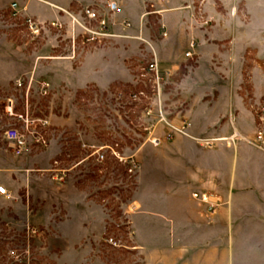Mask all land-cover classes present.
I'll use <instances>...</instances> for the list:
<instances>
[{
	"label": "rangeland",
	"instance_id": "1",
	"mask_svg": "<svg viewBox=\"0 0 264 264\" xmlns=\"http://www.w3.org/2000/svg\"><path fill=\"white\" fill-rule=\"evenodd\" d=\"M64 1L0 0V185L9 192V197L0 196V264H140L130 249V222L139 209L127 208L137 190L139 167L141 188L146 189L150 172L166 164L150 140H163L164 147L165 140L180 136L167 139L169 128L159 121L152 100L147 66L155 57V42L166 32L165 40L171 38L169 24H183L184 31L175 33L190 35L188 43L194 42V49L175 47L190 50L192 58L171 61L164 55L159 60L170 73L161 99L167 122L190 123V103L210 109L216 89L236 87L244 108L231 92L222 115L230 125L228 135L196 142L230 150L238 141L251 144H238L239 168L247 161L264 169V0H249L254 12L244 0H68L67 13L49 4ZM110 2L118 6L115 13L107 11ZM86 6L105 19L107 36L87 39L90 34L70 18L95 30L97 24L82 14ZM26 16L36 23L32 31ZM236 35L241 38L233 43ZM223 54L228 57L221 58ZM19 77L22 88L14 83ZM43 82L49 84L45 96L39 91ZM139 91L143 95L132 101L130 94ZM26 92L33 116L49 124L39 129L43 146H29L16 156L2 137L15 122L5 106L13 100L15 111L21 110ZM147 105L152 114L145 117ZM242 121L252 127L249 139L232 129ZM82 142L113 147L119 158L105 153L102 163L86 159L90 150H82ZM242 176L246 182L239 188L251 189L252 175ZM234 208V258H243L240 264H264V206L261 213L254 206ZM239 229L249 247L242 255L237 253Z\"/></svg>",
	"mask_w": 264,
	"mask_h": 264
},
{
	"label": "crops",
	"instance_id": "2",
	"mask_svg": "<svg viewBox=\"0 0 264 264\" xmlns=\"http://www.w3.org/2000/svg\"><path fill=\"white\" fill-rule=\"evenodd\" d=\"M244 1L250 8L249 10L253 11L252 2ZM49 4L57 10H64L68 0H65L63 5ZM2 7L4 4L1 3L0 9ZM29 12L36 16L40 13L31 10ZM45 15L52 16L50 13ZM39 16L42 17V15ZM164 26L166 28L167 24ZM169 26L171 38L165 40L169 36L166 32L164 39L155 42V49H153L157 61L162 56L165 57L164 55H167L165 60L171 61L185 58V52H181V48L188 49L191 43H188L190 35L187 36L183 32L175 33L178 29L184 31L183 24H169ZM240 38L241 35H236L233 43ZM178 44L181 48L177 51L175 47ZM198 51L199 57L204 60V52ZM225 57L227 58L228 54L221 55V58ZM233 59L237 58L234 56ZM231 92L234 94L236 104L244 108L236 87H220L215 90L217 96L212 101L210 109L190 103V109L187 110L190 118L187 128L188 135L165 140L168 144L164 142V147L160 146L163 140H159L158 145L154 147L150 146L155 153L162 154V160L166 164L150 172L146 189L141 188L140 164L136 177L137 190L133 200L139 210L132 216L130 222L133 239L130 249L140 256V264L242 263L243 258L238 256L234 258L232 225L235 220L232 214L236 211L234 207L243 205L257 207L261 213L264 206V175L262 177L264 169L249 165L247 161L239 168L238 144L242 142L235 143L232 150L225 145L207 148L196 142L204 136L228 135L230 125L222 115L231 103ZM248 122H240L239 128L232 125L234 133L243 139H249L252 135V127ZM195 148L202 149L203 152L194 153ZM249 148V151L244 153L245 160L251 153L252 148ZM243 174L252 175L249 179L253 185L251 189L239 188L242 183L246 182ZM195 191L220 199L221 204L215 213L208 214L204 206L192 198L191 194ZM244 232L243 229L237 231V237L242 238L237 243L238 255L244 254L249 248L245 245ZM235 259H237L236 263Z\"/></svg>",
	"mask_w": 264,
	"mask_h": 264
},
{
	"label": "built area",
	"instance_id": "3",
	"mask_svg": "<svg viewBox=\"0 0 264 264\" xmlns=\"http://www.w3.org/2000/svg\"><path fill=\"white\" fill-rule=\"evenodd\" d=\"M11 8L13 10H16V5L12 4ZM118 10V6L114 2H110L107 5V11L110 13H115ZM63 13H67L65 10H60ZM82 14L87 19L88 23L95 22L97 24V27L94 29L86 26L85 24H80V22L73 16L70 15V18H72L74 21H76L84 30L85 33L90 34V36L87 39H92L94 36L97 37H105L108 34L107 32V25L105 19H99L98 14L96 11L88 6H86ZM25 23L27 24V27L29 30L32 31L33 26H35V21L31 18L26 16L25 17ZM52 26L61 28L62 24L59 22H52ZM124 26H128V22H123ZM34 32V31H33ZM93 35V36H92ZM165 35V33H163ZM189 48H194V43L191 42L189 44ZM185 58H192L191 51H187L184 53ZM147 72L150 76L151 80V91H152V100L153 103L156 104V107L158 109V116L159 121H163L166 126L169 128V133L167 134V139H170L174 136V134L178 133L180 135H188L187 128L188 123H185L184 121L181 123V125H174L172 123L167 122L165 116L162 113V93H163V81L165 78H167L170 73L169 71H164L159 61L156 60L154 57L151 62L147 66ZM15 86L18 88H22L24 86V79L22 77H19L15 80ZM29 90V87L27 89V92ZM40 94L43 96L47 95L49 93V84L46 82L41 83L39 87ZM25 100L22 102V108L19 111H15V103L13 100H10V104L5 106V114L12 117L15 122L12 125L7 126L3 132L2 137L3 140L6 142L8 148L12 151V153L16 156L21 155L29 146H43L46 141L45 138L42 135V132L39 131L41 128H45L48 126V120L46 118H39L34 117L31 113V108L28 103L27 93ZM143 95L142 91L135 92L130 94V98L132 101H136L140 99V96ZM118 98H121V94L118 95ZM143 114L145 117L151 116L152 109L150 105L146 106L144 108ZM262 135L260 132H258V139H261ZM150 142L156 146L159 143L158 138H152ZM206 145H209V140H205ZM80 147L82 150H90V153L86 156V159L93 157L94 160L97 163H102L103 160L106 158L105 153L111 154L113 156H117L115 149L113 147H110L108 145H96L93 143H84L82 142L80 144ZM118 157V156H117ZM119 158V157H118ZM132 168H135L136 164L131 161ZM132 169H129V172H131ZM0 196L2 197H9V192L6 190V188L2 185H0ZM193 199L198 200L203 206L205 211L208 214H213L217 210V208L220 206L221 201L218 197H212L211 195L207 193H202L195 191L191 194ZM128 210L135 211L136 205L134 202L129 204L127 206ZM109 242L115 245V242L112 238L109 239Z\"/></svg>",
	"mask_w": 264,
	"mask_h": 264
}]
</instances>
